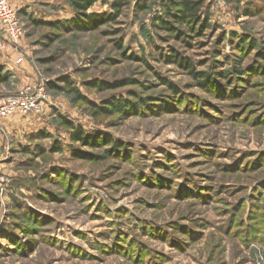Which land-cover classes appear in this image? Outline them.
Segmentation results:
<instances>
[{
  "label": "rangeland",
  "instance_id": "obj_1",
  "mask_svg": "<svg viewBox=\"0 0 264 264\" xmlns=\"http://www.w3.org/2000/svg\"><path fill=\"white\" fill-rule=\"evenodd\" d=\"M9 1L49 102L0 124V264H264V0H206L198 33L162 29L169 0L96 30L68 0ZM10 52L0 98L29 85Z\"/></svg>",
  "mask_w": 264,
  "mask_h": 264
},
{
  "label": "trees",
  "instance_id": "obj_2",
  "mask_svg": "<svg viewBox=\"0 0 264 264\" xmlns=\"http://www.w3.org/2000/svg\"><path fill=\"white\" fill-rule=\"evenodd\" d=\"M69 3L71 4L72 8L74 9L75 12H77L81 19L87 23V25L92 29L96 30L99 27V23L102 21L106 22H115L121 15V10L126 7L127 0H118L113 8L115 10V14L113 16H100V15H95V14H88L90 9L94 6L96 3V0H68ZM145 2L148 0H144ZM206 0H169V7H167V22L164 19H160L161 22V27L164 30L167 31H172L174 33H178L179 31L174 27L175 25H182V26H187L189 30L192 33H198L197 27L201 24L202 29H207L209 28V24L206 21V19H203V7L205 4ZM78 20L75 21V24H78ZM55 27L60 25L58 22L53 24ZM80 31L83 30L80 26L77 28ZM176 63H181L178 61V58L175 59ZM183 63V62H182ZM192 66L189 65L188 68H191ZM193 75L195 77H199V74H195V72L192 70ZM65 83L71 85V82L67 80ZM95 85H98L96 83ZM171 88L174 89V87L169 84ZM54 88V86H53ZM73 93L76 94L79 100L84 101L88 105H91L95 109H98L103 112H108L106 110V107H98L96 104H93L90 102L86 97L82 96L80 92L76 89L73 88L71 90ZM113 107L117 109L118 111L121 109L120 105L118 102H113ZM65 125L69 127L73 132H72V140L76 143H84L87 139H89L83 129L81 127H75L72 122H65ZM108 139V138H107ZM111 143V140H109V144Z\"/></svg>",
  "mask_w": 264,
  "mask_h": 264
},
{
  "label": "built area",
  "instance_id": "obj_3",
  "mask_svg": "<svg viewBox=\"0 0 264 264\" xmlns=\"http://www.w3.org/2000/svg\"><path fill=\"white\" fill-rule=\"evenodd\" d=\"M0 29L5 38L2 48H14L18 52L17 64H23L26 56L21 41L25 37V28L9 0H0ZM48 102L44 84L28 85L16 95L0 98V121L15 115L40 114ZM8 182V179L0 178V184Z\"/></svg>",
  "mask_w": 264,
  "mask_h": 264
},
{
  "label": "crops",
  "instance_id": "obj_4",
  "mask_svg": "<svg viewBox=\"0 0 264 264\" xmlns=\"http://www.w3.org/2000/svg\"><path fill=\"white\" fill-rule=\"evenodd\" d=\"M3 45V44H2ZM2 45H0V49H3L2 48ZM11 49V47H7L6 49H4L5 51L6 50H10ZM12 50H13V48H12ZM17 58H18V55H16V53H14V52H10L9 54H8V58H7V62H5V64L6 65H8L9 67H13V66H15V67H23L22 69H23V74L25 75V79H28L29 80V85H32V84H34V83H37V80H38V74H37V72H36V69L34 68V66L30 63V62H28V61H26L25 60V62L23 63V64H21V65H18L17 64ZM27 85V84H26ZM28 86V85H27ZM26 87V86H25ZM33 116V115H32ZM6 120V119H5ZM5 120H2L1 122H0V124H2V122L3 121H5Z\"/></svg>",
  "mask_w": 264,
  "mask_h": 264
}]
</instances>
